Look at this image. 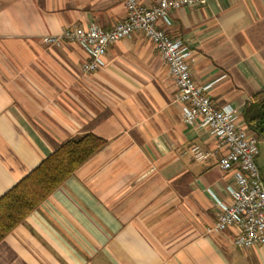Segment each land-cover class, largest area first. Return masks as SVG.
<instances>
[{
    "label": "crops",
    "instance_id": "crops-1",
    "mask_svg": "<svg viewBox=\"0 0 264 264\" xmlns=\"http://www.w3.org/2000/svg\"><path fill=\"white\" fill-rule=\"evenodd\" d=\"M205 1L160 26L187 49L193 81L212 83L211 103L243 126L244 105L264 88V0ZM123 18L117 0H0V196L72 137L106 143L0 242V264H264V244L233 246L235 227L205 233L233 177L216 156L193 157L212 139L184 123L177 89L142 35L110 45L90 74L76 45L40 41Z\"/></svg>",
    "mask_w": 264,
    "mask_h": 264
},
{
    "label": "built area",
    "instance_id": "built-area-1",
    "mask_svg": "<svg viewBox=\"0 0 264 264\" xmlns=\"http://www.w3.org/2000/svg\"><path fill=\"white\" fill-rule=\"evenodd\" d=\"M117 1L123 8L124 18L109 30L103 31L94 25L64 27L58 34L42 37L41 43L49 47L64 43L76 45L88 57L81 71L90 74L102 66V58L110 45L134 33L142 35L159 53L177 89L184 123L207 129L212 139L211 151L204 153L195 146L191 149L193 157L203 161L208 156H216L218 167L233 177L229 202L222 203L213 197L220 213L205 233L215 234L235 227L237 233L232 242L235 248L247 250L264 244V181L256 165L258 140L239 124L232 110L218 109L211 103L205 93L212 83L199 86L193 81L187 49L180 40L168 37L160 26L169 25L172 12L199 7L206 1L153 0L150 7L139 0Z\"/></svg>",
    "mask_w": 264,
    "mask_h": 264
},
{
    "label": "trees",
    "instance_id": "trees-1",
    "mask_svg": "<svg viewBox=\"0 0 264 264\" xmlns=\"http://www.w3.org/2000/svg\"><path fill=\"white\" fill-rule=\"evenodd\" d=\"M241 118L246 130L264 141V88L244 105ZM105 145L104 140L89 133L72 137L2 194L0 242Z\"/></svg>",
    "mask_w": 264,
    "mask_h": 264
},
{
    "label": "rangeland",
    "instance_id": "rangeland-1",
    "mask_svg": "<svg viewBox=\"0 0 264 264\" xmlns=\"http://www.w3.org/2000/svg\"><path fill=\"white\" fill-rule=\"evenodd\" d=\"M258 156L256 159L257 166L262 170V176L264 177V141H258Z\"/></svg>",
    "mask_w": 264,
    "mask_h": 264
}]
</instances>
